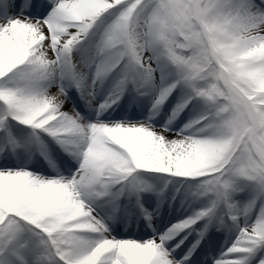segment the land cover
Masks as SVG:
<instances>
[{"label":"bare ground","instance_id":"obj_1","mask_svg":"<svg viewBox=\"0 0 264 264\" xmlns=\"http://www.w3.org/2000/svg\"><path fill=\"white\" fill-rule=\"evenodd\" d=\"M255 1V8L247 6L243 0H232L225 7L211 0L208 5V12L215 10L216 14L214 32L230 33L234 41L225 54L247 74H257L260 68L253 65L254 61H264V0ZM117 2L119 0L113 4ZM22 4L23 0H0V10L6 12L5 17L9 20L0 24V125L11 112L24 117V120L20 117L18 120L42 139L32 145L40 151L41 163L55 159L51 161L50 169L34 165L35 171L55 173L61 170L65 173L49 182V179L12 171L19 166V158H0V209L9 210L10 215L17 217V221L8 219L0 229V233L8 229L12 237L8 251L0 256V264H176V260L203 264L199 258L204 251L210 254L211 251L208 247L199 249L202 243L198 245L199 239L195 235L189 240L190 250L197 252L188 255L190 259H182L184 254L178 245L189 230L182 233L164 228V233L158 235L165 220L154 226L145 220L143 224L149 227L145 229L139 217L133 216V206L128 208L122 204L119 207L121 198L129 195V190L125 189L127 185L137 188L148 213H163L171 216V221L205 208L214 198L213 218L201 220L199 225L202 233L207 232V242L219 243L217 258L223 259L217 264H254L264 250V181L254 172L236 174L232 161L223 166L216 177L206 176L207 172L221 166L227 156L229 145L222 134L232 128V123L240 122L230 114L225 102L204 94L214 85L213 71L202 79L180 82L178 74L164 60L165 67L158 68L162 73L160 80L151 89L138 84L131 70L128 80L122 82L128 60L137 54L134 48L116 46L107 49L103 47L106 40L103 34L89 41L86 38L79 44L64 38L65 33L58 29L54 35L46 36L41 22L23 10ZM29 4L37 12L38 2ZM91 8L94 7L85 4L84 0L59 4L47 19L49 28L59 17L81 16L91 12ZM20 14H25L28 20H20L23 18ZM75 17L70 19L74 23L78 21ZM208 18L206 12L203 22ZM121 25V21L117 22V29L123 31ZM16 37L22 45H27L24 54L20 52ZM81 45H85L82 53L78 51ZM68 62H73L72 69ZM135 68L137 71L142 69L136 64ZM183 68L186 73L188 66ZM14 76L20 77L16 87L12 86ZM69 76L74 78L76 88L70 86ZM104 76L109 77L106 82ZM55 88H62L69 97L57 107L56 121L42 115V105L47 103ZM76 89L79 96H76ZM108 92L123 94L113 97L115 101L121 98L118 105H111ZM132 92L142 93V96L133 97ZM152 93L158 94L157 101L152 98ZM163 100L162 110L157 114L155 108ZM96 102L110 106L103 116L95 113ZM168 110L170 115L166 114ZM58 122H65L71 129H56ZM181 122L185 124L181 125ZM216 123L220 125L216 126ZM182 126L186 131L181 129ZM6 132L9 135L8 130ZM187 134L195 137V141L187 140ZM46 135H50L58 148L50 151L53 146L48 147L49 144L44 142ZM47 151L52 152L54 158ZM112 152L118 156L112 158ZM130 155L135 157L134 161H127ZM245 157L250 164L249 155ZM106 160L115 167L111 168ZM78 165H81L79 169ZM73 167L77 169L69 170ZM145 170L185 179L177 199H170L176 192L173 185L156 178H143L141 174ZM93 171H96L95 177L91 178ZM203 181L205 184L201 185ZM20 182L22 186L18 189ZM211 185L213 189H204ZM15 188V194L6 199ZM156 195L163 198V203L161 200L159 204L154 202ZM81 198L90 199L97 207L117 210L120 220L111 225V234L116 239L128 236L135 242L124 245L131 242L125 241L119 246L118 240L96 226L94 218L88 220L86 209L78 205ZM125 218H134V225L128 228L123 221ZM31 224L37 230L40 228L39 234L27 233ZM123 228L127 230L122 231ZM161 236L177 242L173 247L177 246L175 255H181L178 259L167 256L165 248L158 246ZM50 247L53 249L47 250ZM33 253L39 254L38 262L31 261ZM208 258L204 259V264H211Z\"/></svg>","mask_w":264,"mask_h":264},{"label":"rangeland","instance_id":"obj_2","mask_svg":"<svg viewBox=\"0 0 264 264\" xmlns=\"http://www.w3.org/2000/svg\"><path fill=\"white\" fill-rule=\"evenodd\" d=\"M7 1V0H3ZM27 0L22 9H27ZM38 2L37 14L42 20L41 29L45 35H54L58 31L65 33L64 38H69L77 43H80L83 39L87 41L100 38L104 35L106 40L103 43V47L113 48L115 46L134 48L137 54L132 59L138 67L142 68L140 71H135L136 82L142 87L151 89L152 85L155 86L160 80L162 73L158 71V68L165 67L163 61H167L171 65L173 72L177 73V79L180 82L192 81L193 79H202L205 74L211 70L214 73V85L212 89H207L205 95H211L220 102H225L230 108V114L235 115L240 122L236 124L232 123V128L228 132H224L222 135L225 138V142L229 145L227 156L221 166L214 168L206 173V176L219 175L222 167L229 162H233V171L236 174L243 172L249 174L254 172L257 177L264 181V61H254L253 65L259 69L257 74H247L244 70L233 63L225 51L229 49L234 41L231 38V34L225 32L224 35H220L219 32H214V26L216 23L215 10L213 13L208 12L209 3L211 0H84L85 4L89 3L94 8H91V12H85L84 15L77 16L72 14L73 17L78 19L77 22H72L73 17L62 16L54 20V23L49 28L47 26V19L50 14L57 10L59 4H66L68 0H34ZM217 5L225 7L231 0H215ZM247 6H255V0H243ZM72 3V2H70ZM117 5V6H116ZM206 12L209 14V18L206 22L204 17ZM5 13L0 10V24L5 22ZM72 19V20H70ZM81 20V21H79ZM121 21L122 25L126 28L125 31L117 29V22ZM46 30L49 32L46 33ZM66 30H70V33H66ZM227 33V34H226ZM16 43L20 48L21 54L26 52V47L22 45V41L19 37H16ZM76 43V44H77ZM26 44V43H25ZM102 46V45H101ZM78 51L82 53L85 45L78 47ZM179 59L182 61L180 62ZM70 63V69L74 67L73 62ZM131 64V63H130ZM181 64H185L182 66ZM185 66H188V71L185 73ZM1 68V66H0ZM184 72V73H183ZM105 77V76H104ZM103 77V79H104ZM33 80V78H32ZM20 81L19 76H14L12 79V86H17ZM70 84L75 86V81L70 78ZM77 90V89H76ZM35 95H39L35 93ZM45 93V92H44ZM62 89L55 88L53 93L50 94V98L42 105V115L47 119L55 120V111L58 106H61L66 99V94L63 95ZM79 94V93H78ZM138 97L142 96V93H134ZM157 93H152V98L157 101ZM44 98V96L42 97ZM1 100V99H0ZM49 103V104H48ZM158 103V102H157ZM50 105V106H47ZM67 107L73 112V108L69 105ZM98 114L101 113V108L96 105ZM157 113H160L159 108H155ZM166 114H169V110ZM20 116L11 112L6 119L8 120L4 126L0 125V132L3 127L8 130V138L2 137L0 139V148L7 150L8 155H17L21 160L20 166L15 169L22 174L34 176L32 169H26L29 165L27 162L30 152V145L33 140L39 141V135L37 137L28 129V126L18 120ZM24 117L19 119L24 120ZM181 125L185 124L183 122ZM220 123H216L219 126ZM182 130H186L185 126H182ZM13 128V131L11 130ZM56 129H71V127L64 122H58ZM17 131L19 134H17ZM219 132V131H218ZM185 136V135H183ZM187 140L195 141V137L192 138L189 134ZM48 139V140H47ZM50 135H46L44 142L48 143L53 150L58 147V144L53 141ZM42 140V139H41ZM51 143V144H50ZM10 148L8 149V147ZM223 150V149H221ZM52 151V150H51ZM35 152L40 154L37 149ZM51 154L50 151H47ZM24 153V156L22 155ZM246 154L249 155L251 163L246 161ZM118 154L112 152L111 157H117ZM24 158V159H23ZM134 156L130 155L127 161H134ZM23 159V160H22ZM31 161V160H30ZM32 162V161H31ZM106 163L114 168L115 166L106 160ZM75 168V167H74ZM73 169V168H72ZM96 171L91 173V178L95 177ZM37 175V174H36ZM141 176L148 180L160 179L168 181L169 184L177 187L185 184V180L180 176H168L165 173L142 171ZM205 184V181L200 183ZM22 186V182L18 184V189ZM214 187V186H213ZM211 186H205L204 189H213ZM132 189V188H131ZM16 188L10 191L6 195L7 198H11L14 195ZM137 196V195H136ZM1 197V196H0ZM155 198V197H154ZM2 200V197L0 198ZM131 197L128 198L130 200ZM211 198L209 200L210 207L214 205ZM139 204L140 199H135ZM211 201V202H210ZM89 200L81 198L78 201V205L82 204L90 212V215L97 220L96 226L102 227V230H106L103 224V220L100 218L97 209L88 205ZM91 204V203H90ZM142 204V203H141ZM208 206V205H207ZM206 206V207H207ZM205 207V208H206ZM204 213L210 212V209H205ZM200 208L196 209V211ZM108 215L110 211L106 210ZM195 211V212H196ZM9 210L0 209V229L4 227L5 222L10 219L17 221V217L10 215ZM148 211H146L147 213ZM185 220V216L177 219L176 221H166L157 234L164 233L165 229L179 230L183 229L187 224H195L199 219L196 213ZM208 214V213H207ZM204 218H208V215ZM151 226L155 223L153 217L149 216ZM89 220V218H88ZM159 222V220H158ZM178 223V224H176ZM27 227V233L29 235L39 234L36 226ZM174 225V226H173ZM164 229V231H163ZM186 229V228H185ZM256 229V228H255ZM9 230L1 231L0 233V256L8 251V247L12 240L9 236ZM105 232V231H104ZM197 233V237L200 238V229L194 230ZM254 233V232H253ZM37 236V235H36ZM166 237H163L157 243L159 246H163L162 241ZM41 242V241H40ZM219 243L213 242L209 244V249L212 250V259H209L213 264L218 263L221 258H217L219 251ZM232 247V245L230 246ZM234 247V246H233ZM50 247L47 250H52ZM187 249L189 246L187 245ZM228 248L225 249V251ZM46 250V249H45ZM171 251V250H170ZM15 256V252H11ZM39 254H31V261L38 262ZM167 256H170L167 253ZM223 259V258H222ZM254 264H264V250L260 254V257L256 259Z\"/></svg>","mask_w":264,"mask_h":264}]
</instances>
